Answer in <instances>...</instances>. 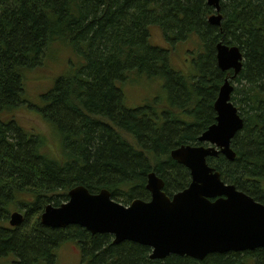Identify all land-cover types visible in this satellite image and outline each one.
I'll return each mask as SVG.
<instances>
[{
  "label": "trees",
  "instance_id": "obj_1",
  "mask_svg": "<svg viewBox=\"0 0 264 264\" xmlns=\"http://www.w3.org/2000/svg\"><path fill=\"white\" fill-rule=\"evenodd\" d=\"M212 13L205 0H0V264H56L55 251L68 241L79 245L83 264H154L143 246L114 245L78 226L44 227L39 216L78 185L91 193L106 189L117 201L147 199L150 172L167 194L181 191L190 176L170 151L194 144L212 121L227 76L216 66L217 43L243 55L231 96L243 128L231 141L235 158L208 163L224 183L264 204V0H221L219 26L208 23ZM153 29L165 47L150 43ZM186 43L193 45L182 48ZM56 48L69 51L73 63L47 80L52 87H42V108L32 107L27 74ZM182 51L193 61L186 74L171 63ZM142 77L163 81L167 108L127 107L125 86ZM21 105L51 126L58 156L41 135L9 119ZM12 211L24 214L17 227L9 225ZM240 256L264 264L261 250L201 263L171 256L157 264H235Z\"/></svg>",
  "mask_w": 264,
  "mask_h": 264
},
{
  "label": "water",
  "instance_id": "obj_2",
  "mask_svg": "<svg viewBox=\"0 0 264 264\" xmlns=\"http://www.w3.org/2000/svg\"><path fill=\"white\" fill-rule=\"evenodd\" d=\"M219 11V0H207ZM220 15L209 23L219 25ZM217 66L222 72L232 70L234 78L242 69V53L238 47L216 46ZM233 86L226 80L214 103L216 123L205 131L199 142L209 143L232 161L231 140L243 128V119L230 102ZM213 147L181 146L171 152L172 159L190 171L189 189L174 196L162 192L163 182L154 174L148 177L149 203L135 201L124 208L110 200L106 191L90 195L84 187L68 193V201L60 207L47 205L39 216L40 224L51 229L78 226L91 234H110L114 244L131 241L153 248L152 258L168 254L203 258L210 253L264 248V206L255 203L234 187L221 182L220 175L206 163L216 156ZM224 197L210 203V199ZM24 215L13 212L9 225H21Z\"/></svg>",
  "mask_w": 264,
  "mask_h": 264
},
{
  "label": "rangeland",
  "instance_id": "obj_3",
  "mask_svg": "<svg viewBox=\"0 0 264 264\" xmlns=\"http://www.w3.org/2000/svg\"><path fill=\"white\" fill-rule=\"evenodd\" d=\"M150 34V43L153 46H166V43L162 38L160 31H158L157 29H153ZM191 45L193 44L186 43L182 45V48L192 47ZM52 52L53 53H51V55L47 57L48 61L44 62V66H42V68L41 66H39V68L31 70L27 74L28 83L25 97L27 100L25 99V101H28L32 107L42 108V102L39 101V99H41V95L45 92L44 88L42 87H52L54 81L49 83L47 82V80L52 81L53 74H55L58 70H64V73H66L68 64L66 65L65 62L67 60V62L73 63L69 51L63 50L61 48H56L55 51L52 49ZM172 57V61H174L172 66L175 68V70L181 72L185 71L186 67L183 66V61L187 56L184 54V52L182 51L180 56L172 54ZM49 70H52V74ZM70 73L74 72L71 71ZM124 90V94H126V98H128L127 107H129V109L139 107L140 105L145 103L146 100L148 101L150 96H157L159 101L163 102L164 106L167 105V94L163 89L162 80L158 81V79H147L142 77L138 79V81H136L134 85H129L127 87L125 86ZM11 118H14L19 126L27 130L29 133L32 132L41 135L47 141V149H49V151H52L56 156L59 155L57 148H59L60 143L59 141H56L54 135L52 134L53 130L51 129V126L42 119L41 115L37 112L36 109H30L29 107H23L21 105L15 110L12 115H9V119ZM13 212L14 211H12V213ZM55 258L56 264H83L81 249L79 245L74 241L63 243L55 251Z\"/></svg>",
  "mask_w": 264,
  "mask_h": 264
},
{
  "label": "flooded vegetation",
  "instance_id": "obj_4",
  "mask_svg": "<svg viewBox=\"0 0 264 264\" xmlns=\"http://www.w3.org/2000/svg\"><path fill=\"white\" fill-rule=\"evenodd\" d=\"M205 2H206V4H207V0H205ZM220 4H221V0H219V11H216V9L214 8V7H212L211 6V8L213 9V13L211 14V17L212 16H215V15H220ZM207 6H209L208 4H207ZM221 16V15H220ZM211 17H209L208 18V23H209V19H211ZM222 17V16H221ZM222 20V19H221ZM210 24V23H209ZM220 24H221V21H220ZM219 24V25H220ZM211 25H213V24H211ZM218 25V26H219ZM214 26H217V25H214ZM162 38H163V36H162ZM218 44H220V43H217L216 45H215V55H216V46L218 45ZM222 44V43H221ZM224 45V44H223ZM226 46H228V47H233V46H229V45H226ZM214 55V56H215ZM242 58H243V55H242ZM215 61H216V66H217V59H216V56H215ZM173 62L174 61H171V63L173 64ZM184 63H183V66H185L186 68V70L185 71H183V72H181V71H179L180 73H182V74H186V73H188V71L191 69V67H192V63H193V61H192V57H185V60L183 61ZM242 65H243V61H242ZM217 68H218V66H217ZM219 69V68H218ZM220 70V69H219ZM221 71V70H220ZM222 72V71H221ZM222 73H226L227 74V76H226V79H224V81H223V83L226 81V80H228L230 83H231V85L233 86V83H232V80L234 79V72L232 71V70H230V71H225V72H222ZM222 83V84H223ZM222 84L218 87V90H217V93H216V95H215V97H214V99H213V102H212V111H213V118H212V121L210 122V124L208 125V127L205 129V130H203L202 132L200 131V134L198 135V137H197V139H196V142L194 143V144H182V145H180V146H178V147H176V148H174V149H172L171 151H170V156H171V152L172 151H174V150H176V149H178L179 147H181V146H197V147H205V148H209V147H213V148H215V150L217 151V154H216V156H212V157H208L207 159H206V163H207V165L209 166V168H212L215 172H218L219 173V175H220V172L219 171H217V169H216V167H213V166H211V165H209V163H208V160L209 159H216V158H218L219 156H222V157H224L220 152H219V149L218 148H216L215 146H213V145H211V144H209V143H203V142H199L198 141V138L199 137H201V135L205 132V131H207L208 130V128L210 127V126H212L213 124H215L216 123V118L215 117H217V113L215 112V107H214V103H215V101H216V99H217V97H218V93H219V89H220V87L222 86ZM233 91H234V86H233ZM233 93V92H232ZM231 96H232V94H231ZM231 96H230V102L233 104V106L237 109V107L235 106L236 104H234L233 102H232V100H231ZM159 99L157 98V96H150V98H149V100L147 101L146 100V102L145 103H143L142 105H140L139 107H137V108H142V107H144V106H148V107H156V110H164L165 108H167V105H161L159 102ZM237 111H238V109H237ZM238 113H239V111H238ZM239 117H240V115H239ZM232 141V140H231ZM231 148V150H232V147H230ZM233 151V150H232ZM235 154V153H234ZM169 156V157H170ZM171 159H172V157H170ZM224 158H226V157H224ZM227 159V158H226ZM173 160V159H172ZM228 160V159H227ZM174 161V160H173ZM230 161V160H229ZM176 162V161H175ZM179 164V163H178ZM181 165V164H180ZM181 166H183V165H181ZM183 167H185V166H183ZM185 169H187L186 167H185ZM187 171H188V173H189V176H190V171L187 169ZM150 174H154L157 178H159L162 182H163V188H162V192L169 198V200L170 201H172L173 200V198H174V196H176V195H178V194H181L182 192H184L185 190H187V189H189V187H190V183H191V176H190V181H189V183L183 188V189H181V191L180 190H178V191H176V192H173L172 194H167L166 192H165V184H164V181L155 173V172H150L149 174H147V178H146V182H144L145 183V190H146V192L148 193V195H149V197L147 198V199H138V198H135V199H131L129 202H126V201H123V200H121L120 198H118V201L117 200H115V199H113L112 198V196H111V193L108 191V190H106V189H101L100 191H98V192H96V193H91L86 187H84V186H82V185H78V186H75V187H84L87 191H88V193L90 194V195H99L100 194V192L101 191H106V192H108L109 193V195H110V200L111 201H113V202H115V203H117V204H119L120 206H122V207H124V208H129L131 205H132V203L133 202H135V201H141V202H143V203H149L151 200H152V194H151V192L147 189V185H148V177H149V175ZM221 182H223V180H222V178H221V175H220V179H219ZM224 183V182H223ZM225 185H227V186H232V187H234V189H235V191L236 192H239V193H242V194H244V195H246L247 197H249V198H251L255 203H257V204H259V205H261V206H264V204H262V203H260V202H258V201H255V199L254 198H252L251 196H249L248 194H246V193H244V192H242V191H240V190H238L234 185H231V184H226V183H224ZM75 187H73V188H75ZM73 188H71L70 190H72ZM69 190V191H70ZM69 193V192H68ZM220 198H223V199H225L224 197H220ZM219 197H217V198H213V199H210L209 201H210V203H215L216 202V200H218V199H220ZM67 201H68V194H67ZM67 201H65V202H62V203H60V205L59 206H54V205H52V204H48V205H52V206H54V207H60L62 204H65ZM46 207V206H45ZM22 214V213H21ZM22 215H24V214H22ZM10 217V216H9ZM88 232V231H87ZM88 233H90V232H88ZM91 234V233H90ZM91 235H93V234H91ZM95 235H104V234H95ZM105 235H108L110 238H111V241H112V243L114 244V237L112 236V235H110V234H105ZM123 242H129V243H134V244H137V245H140V246H143V247H145V248H147V259H148V261L150 262V263H154V264H157V262L158 261H163V260H165V259H167V258H169V257H171V256H175V257H177V258H180V259H189V260H191V261H197V262H199V263H201L202 261H204L205 259H207L208 258V256H212V255H229V254H233V253H235V254H243V253H245V252H254V251H258V250H261V251H264V248H255V249H253V250H244V251H238V252H235V251H229V252H226V253H210V254H208V255H205L202 259L201 258H194V257H192V256H188V255H178V254H168L167 256H165V257H163V258H152V255H153V248H151V247H149V246H145V245H141V244H139V243H135V242H131V241H123ZM123 242H121V243H123ZM120 244V243H119ZM114 245H118V244H114ZM245 257L244 256H240V260H239V263H236L237 262V260L234 262L235 264H256V259L255 258H253L252 256H251V258H248V259H246V261H245V259H244ZM244 261H245V263H244Z\"/></svg>",
  "mask_w": 264,
  "mask_h": 264
}]
</instances>
